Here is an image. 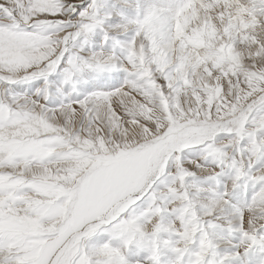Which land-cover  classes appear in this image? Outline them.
Wrapping results in <instances>:
<instances>
[{
  "label": "snow or ice",
  "instance_id": "1",
  "mask_svg": "<svg viewBox=\"0 0 264 264\" xmlns=\"http://www.w3.org/2000/svg\"><path fill=\"white\" fill-rule=\"evenodd\" d=\"M0 264H264V0H0Z\"/></svg>",
  "mask_w": 264,
  "mask_h": 264
}]
</instances>
